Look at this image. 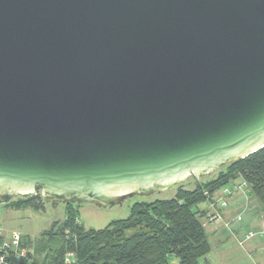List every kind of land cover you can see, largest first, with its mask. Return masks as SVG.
I'll use <instances>...</instances> for the list:
<instances>
[{"label": "water", "instance_id": "water-1", "mask_svg": "<svg viewBox=\"0 0 264 264\" xmlns=\"http://www.w3.org/2000/svg\"><path fill=\"white\" fill-rule=\"evenodd\" d=\"M263 147L264 0H0V204L111 208Z\"/></svg>", "mask_w": 264, "mask_h": 264}, {"label": "trees", "instance_id": "trees-1", "mask_svg": "<svg viewBox=\"0 0 264 264\" xmlns=\"http://www.w3.org/2000/svg\"><path fill=\"white\" fill-rule=\"evenodd\" d=\"M216 176L193 178L194 187L177 184L173 196L137 201L127 217L101 228H87L81 221L80 205L64 204L65 217L31 238H22L34 249L32 264H201L211 251L202 217L196 207L238 178L244 179L264 208V147L227 164ZM42 188L6 203L16 209H43ZM196 208V209H195ZM74 257L66 262L65 256Z\"/></svg>", "mask_w": 264, "mask_h": 264}, {"label": "rangeland", "instance_id": "rangeland-1", "mask_svg": "<svg viewBox=\"0 0 264 264\" xmlns=\"http://www.w3.org/2000/svg\"><path fill=\"white\" fill-rule=\"evenodd\" d=\"M216 175V171L211 174V176ZM192 180H186V186L193 188L194 183ZM175 186L169 188V190L151 196L129 197V199L123 202V205H115L111 208L105 207L103 209L102 207H96L89 203L82 204L79 206L81 221L87 228L104 227L115 219L127 217L130 214L133 204L137 201H152L156 198L173 196L175 188L177 187ZM205 207H207V202L199 204L196 208L200 211V209ZM235 213L237 214V212ZM1 217L2 223H0V225H5L7 229H18L21 232L27 233V237L30 236L31 238H35L41 231L47 229L53 221L65 217V206L60 203L57 208H54L50 203L46 202L45 207L39 210L32 207L16 209L4 203L0 204V218ZM202 219L204 222L208 220L204 217H202ZM230 222L232 223L230 228L225 225L223 219L205 225L208 239L211 244V251L200 259L201 264H264V236L256 235L246 243V248L241 247L238 245V242H236L235 236L232 235V228L243 221L234 220V222ZM217 226L221 227V230L213 232V228ZM250 229L254 228L244 227L239 236L242 237ZM226 250L230 253H226ZM169 264H179V258L175 255L171 256Z\"/></svg>", "mask_w": 264, "mask_h": 264}, {"label": "crops", "instance_id": "crops-1", "mask_svg": "<svg viewBox=\"0 0 264 264\" xmlns=\"http://www.w3.org/2000/svg\"><path fill=\"white\" fill-rule=\"evenodd\" d=\"M206 202L207 207L200 209L201 213L203 212L204 214L203 217L206 218V220L208 219L205 222L203 221L204 225H208L209 223L212 224L223 219L225 225L230 228L232 225L230 221H243L232 228V235L235 236L236 242H238V245L241 247L246 248V243L256 235L264 236V208L259 200L252 195L251 189L244 179L238 178L231 181L228 185L218 190ZM235 212H237V214ZM0 223H2V217L0 218ZM0 226L5 230H12L7 229L5 225ZM244 227L254 229H250L241 237L239 235ZM220 230L221 227L218 226L213 228V232ZM249 232H253V235L246 239L245 235ZM22 234L24 237H27V233L22 232ZM226 253L229 254L230 252L226 250Z\"/></svg>", "mask_w": 264, "mask_h": 264}, {"label": "built area", "instance_id": "built-area-1", "mask_svg": "<svg viewBox=\"0 0 264 264\" xmlns=\"http://www.w3.org/2000/svg\"><path fill=\"white\" fill-rule=\"evenodd\" d=\"M252 235L253 232H249L245 235V238H250ZM22 238L23 234L20 230H5L0 226V264L33 263L34 249L26 246ZM73 257L74 254L68 252L65 256L66 262H70Z\"/></svg>", "mask_w": 264, "mask_h": 264}, {"label": "bare ground", "instance_id": "bare-ground-1", "mask_svg": "<svg viewBox=\"0 0 264 264\" xmlns=\"http://www.w3.org/2000/svg\"><path fill=\"white\" fill-rule=\"evenodd\" d=\"M90 204V203H89Z\"/></svg>", "mask_w": 264, "mask_h": 264}]
</instances>
